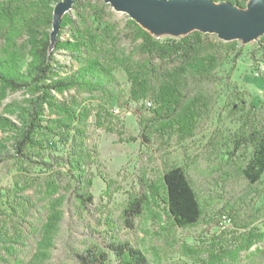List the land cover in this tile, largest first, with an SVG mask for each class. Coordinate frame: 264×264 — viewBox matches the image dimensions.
Here are the masks:
<instances>
[{
    "label": "trees",
    "instance_id": "1",
    "mask_svg": "<svg viewBox=\"0 0 264 264\" xmlns=\"http://www.w3.org/2000/svg\"><path fill=\"white\" fill-rule=\"evenodd\" d=\"M60 1L0 0V87L31 95L12 110L15 122L0 116V130L9 135L8 142L0 139V170L7 162L21 159L44 172L61 171L68 176L76 204L67 202L62 215L68 213V218L80 221L82 227L84 213L104 227L103 242L70 250L77 264H150L137 247L119 234L121 227L133 229V220L141 214L143 196L130 200L117 218L101 212L96 217L99 210L92 211L90 190L94 178L98 176L109 192L115 183L107 178L95 139V131L103 127L101 116L105 108L98 110L88 104L58 99L55 94L69 90L99 92L108 104L124 106L150 102L151 114L140 123V138L150 144L151 134L180 141L194 136L202 113L210 104L198 88L219 85L225 94L231 91L234 106H248L242 110L241 125L225 145V162L234 166L237 161L240 163L238 177L228 180L232 193L264 184V101L243 102L230 90L226 82L240 48L234 41L212 38L213 34L194 31L179 39L160 40L130 19L127 39L131 48L126 53L119 47L120 32L98 10L76 12L82 27L65 14L53 43V11ZM208 1L244 9L249 0ZM72 8L83 10L79 0H72ZM66 29L70 40H61ZM59 50L67 51L78 67L67 70L60 66L54 59ZM251 57L257 63L261 62L257 58H264V36L257 40ZM226 59L230 67L221 76L219 69ZM118 71L125 74L128 82L126 96L115 77ZM162 179L165 203L174 224L179 228L198 224L201 205L185 170L165 166ZM251 246L248 241L239 251Z\"/></svg>",
    "mask_w": 264,
    "mask_h": 264
},
{
    "label": "rangeland",
    "instance_id": "2",
    "mask_svg": "<svg viewBox=\"0 0 264 264\" xmlns=\"http://www.w3.org/2000/svg\"><path fill=\"white\" fill-rule=\"evenodd\" d=\"M79 1L83 10L71 8L62 17L66 14L82 27L76 12L100 10L104 20L120 32L119 47L128 53L130 18L103 0ZM146 30L160 40L179 39L195 31ZM261 36L264 29L249 39L232 40L240 48V55L226 82L243 102L252 104L264 101V58H257L261 60L257 63L251 57V50ZM213 37L220 40L214 34ZM69 38L66 29L60 39ZM54 59L67 70L78 67L67 51H56ZM229 63L226 59L221 65V76L229 70ZM115 77L126 96L125 74L118 71ZM198 91L207 96L210 104L202 113L194 136L180 141L176 137L151 134L150 144L140 138V123L151 114L146 102L125 106L108 104L99 92L76 90L55 96L98 110L105 108L101 116L103 127L95 131V139L107 178L115 183L109 192L98 176L94 178L90 190L92 211L99 210L95 212L96 217L101 212L117 218L130 200L143 196L141 214L133 220V229L121 227L119 234L137 247L150 264H259L264 261V184L232 193L228 180L238 177L240 163L237 161L236 166L226 163L224 156L225 145L241 125L242 110L248 106H234L232 92L225 94L219 85L202 86ZM30 96L25 91L0 87V116L15 122L12 110ZM0 139L8 142V133L0 130ZM210 140L214 141L208 145ZM165 166H180L190 178L202 210L198 224L179 228L169 216L162 179ZM70 188L65 173L44 172L21 159L9 161L1 168L0 264H77L71 257V249L103 242L104 227L84 213L82 227L80 221L68 218V213L62 215L67 202L76 204ZM248 241L252 246L247 251H239Z\"/></svg>",
    "mask_w": 264,
    "mask_h": 264
},
{
    "label": "water",
    "instance_id": "3",
    "mask_svg": "<svg viewBox=\"0 0 264 264\" xmlns=\"http://www.w3.org/2000/svg\"><path fill=\"white\" fill-rule=\"evenodd\" d=\"M103 1L114 10L125 13L144 30L193 29L230 42L241 37L249 39L264 29V0H249L244 9L208 0ZM71 8L72 0H61L56 4L51 32L53 43L62 15Z\"/></svg>",
    "mask_w": 264,
    "mask_h": 264
},
{
    "label": "built area",
    "instance_id": "4",
    "mask_svg": "<svg viewBox=\"0 0 264 264\" xmlns=\"http://www.w3.org/2000/svg\"><path fill=\"white\" fill-rule=\"evenodd\" d=\"M146 105L148 106V107H150L151 106V104H150V102H146ZM223 218H225V217H223ZM225 220V219H224Z\"/></svg>",
    "mask_w": 264,
    "mask_h": 264
}]
</instances>
